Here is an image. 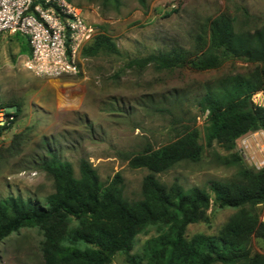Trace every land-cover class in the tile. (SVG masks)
Wrapping results in <instances>:
<instances>
[{"label":"rangeland","instance_id":"rangeland-1","mask_svg":"<svg viewBox=\"0 0 264 264\" xmlns=\"http://www.w3.org/2000/svg\"><path fill=\"white\" fill-rule=\"evenodd\" d=\"M70 1L82 7L97 35L113 40L119 54L90 57L82 52L76 74L49 79L25 68L28 54L20 34L0 35V102L8 111L20 108L18 119L0 139V200L20 195L44 203L54 192L53 179L34 163L48 145L72 165L76 176L81 159L92 164L104 185L119 173L124 198L139 200L148 171L130 168L129 158L175 141L186 127L199 131L204 147L200 160L179 162L156 178L185 190L206 191L212 181H238L239 167L222 162L229 152L216 143L205 146L199 101L218 80L247 75L256 65L227 58L217 68L195 71L152 65L139 69L129 62L173 45L192 48L198 28L222 13L231 17L236 32L254 31L264 24V0H146L145 8L136 0H120L118 9L105 0ZM237 211L211 206L208 221L190 224L186 237H216ZM256 213L264 222V203ZM156 234L149 227L137 235L131 253L141 255L144 242ZM41 241L37 227L10 234L0 242V264H42ZM250 248L264 255L263 243L254 237ZM111 264L128 263L118 253Z\"/></svg>","mask_w":264,"mask_h":264},{"label":"trees","instance_id":"trees-1","mask_svg":"<svg viewBox=\"0 0 264 264\" xmlns=\"http://www.w3.org/2000/svg\"><path fill=\"white\" fill-rule=\"evenodd\" d=\"M105 1L115 9L121 4L120 0ZM136 1L146 7V0ZM21 37L29 54L28 42ZM100 52L119 54L105 34H98L83 55ZM227 58L256 66L247 75L229 76L208 87L199 107L201 114L208 112L205 146L216 143L229 152L222 162L239 167L238 181H212L206 191L198 187L185 190L176 182L166 185L156 178L179 162L200 160L204 147L195 127H186L173 142L129 158L130 168L148 171L136 201L124 198L119 173L104 185L92 164L81 159L76 176L72 165L48 145L34 163L53 179L54 192L44 203L20 195L1 199L0 242L21 228L37 227L42 233V264H111L118 253L128 264H264V255L250 248L253 237L264 246V222L256 213V207L264 203V169L244 167L236 150L241 137L264 131V106L252 102V96L264 89V24L254 31L236 32L231 17L222 13L198 28L192 48L173 45L135 59L129 66L203 71L217 68ZM0 106L8 105L0 102ZM19 115L17 105L11 124ZM211 206L238 211L216 237L198 234L188 239L187 227L207 222ZM149 227H155L157 234L144 242L141 255L132 254L136 236Z\"/></svg>","mask_w":264,"mask_h":264},{"label":"built area","instance_id":"built-area-1","mask_svg":"<svg viewBox=\"0 0 264 264\" xmlns=\"http://www.w3.org/2000/svg\"><path fill=\"white\" fill-rule=\"evenodd\" d=\"M17 33L25 37L29 54L25 68L39 76L58 79L76 74L84 48L97 36L82 7L70 0H0V35ZM264 89L252 102L264 106ZM0 106V139L13 126L12 114ZM203 122L208 112L201 114ZM242 159L253 170L264 169V131L248 133L239 140ZM241 156V155H240Z\"/></svg>","mask_w":264,"mask_h":264}]
</instances>
